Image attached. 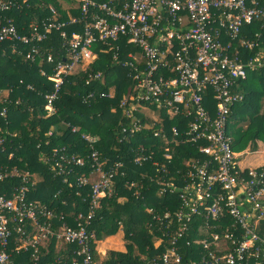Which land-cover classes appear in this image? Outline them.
Returning a JSON list of instances; mask_svg holds the SVG:
<instances>
[{"label":"built area","instance_id":"1","mask_svg":"<svg viewBox=\"0 0 264 264\" xmlns=\"http://www.w3.org/2000/svg\"><path fill=\"white\" fill-rule=\"evenodd\" d=\"M26 1L0 0V12L19 8ZM74 1L73 8L81 10L79 16L65 21L57 8L49 5L53 18L41 28L33 22L25 34L20 33L12 19L0 18V43H9L21 53V47L33 45L35 41L42 43L52 30L68 37L67 27L85 23L82 35L78 31L72 33L66 59L54 65L50 75L42 71L43 76L54 83V90L45 95L46 116L56 111L54 103L66 79L86 72L98 59L100 44L113 47L114 42L125 37L128 44H135L138 52L130 51L126 59L120 61L137 82L136 93L131 92L121 101L123 114L136 119L137 113L145 111L157 121L163 113L177 119L170 130L164 123H154L150 130L156 138L168 142L162 151L168 164L175 160L176 148L182 144L192 145L196 154L186 161L187 170L180 179L182 185L177 186L176 181L166 178L157 180L161 195L178 193L183 202L182 209L156 218L165 220L166 223H160L167 224L170 232V243L160 262L264 264V166H241L240 156L228 135L232 108L244 100V95L237 92L239 82L245 80L250 71L264 68V54L246 60L241 54L242 48L254 50L259 45L241 34L246 25L264 23V0ZM226 36L230 40L225 41ZM118 50L114 54L115 61L119 58ZM24 58L31 63L39 60L54 64L53 56L45 59L36 46H32ZM101 77V73L92 74L87 84ZM12 92L10 88L0 87V145L7 136H16L10 131V113L13 104L18 106L21 101L13 102ZM143 128L134 123L123 132L134 133ZM52 135V131L48 132V136ZM65 150H54V157L59 155L54 168H60V175L75 174V183L88 189V211H81L74 218L84 220L85 225L80 222V229L64 226L55 233L49 221L59 216L46 205L27 201V185L12 197L0 193V264H22L14 256L29 249H34L36 264L38 247L53 235L78 248L73 253L74 259L66 264H98L92 248L96 236L89 233L88 227L102 200L114 194L117 177L125 175L124 164L116 163L105 170L104 163L93 154L94 171L90 175L77 174L65 164L85 166L86 163L75 155L64 154ZM148 158L143 153L136 157L135 163L142 165ZM154 165L157 174H169L160 161H155ZM15 176L22 177L25 183L31 176L36 179L35 175H22L15 169L0 173V180ZM64 181L73 185L68 177ZM135 185L134 182L131 187ZM204 218L213 223L210 229L220 228L221 231L202 240L200 254L185 258L180 242L193 233L196 221ZM188 244L191 246L190 241Z\"/></svg>","mask_w":264,"mask_h":264},{"label":"trees","instance_id":"2","mask_svg":"<svg viewBox=\"0 0 264 264\" xmlns=\"http://www.w3.org/2000/svg\"><path fill=\"white\" fill-rule=\"evenodd\" d=\"M56 2L58 0H27L19 8L0 12V18L12 19L20 33L25 34L33 22L41 28L44 22L48 23L53 18V12L48 8L50 4L58 9L65 21L81 13L78 9L65 13ZM80 28L81 25L67 27L68 37H62L61 31L52 30L42 43L35 41L33 45L21 47L22 53L14 50L9 43H0V87L12 89L10 99L13 102L21 101L18 106L13 104L10 113L13 120L10 130L20 133L7 136L0 145V173L17 169L18 173H29L37 179L31 176L27 183L19 176L0 180V193L12 197L14 192L27 185V201L46 205L59 216L49 221L55 233L64 226L80 229L79 223L85 225V221H76L74 218L79 212L88 211V189L75 183V174H59L60 168H54L59 155L54 157V150L65 148L64 154L84 159L85 166L65 164L77 174L90 175L94 171L93 154L104 163L105 170L116 163H123L125 175L117 177L114 194L102 200L101 207L88 227L89 233L93 232L96 236L92 244L95 260L98 264H162L163 253L170 243V232L166 228L167 224L160 223H166L165 220L156 218L164 216L166 212L182 209L183 202L178 193L161 195L157 180L166 178L167 181H176L177 186L182 185L180 179L187 170L186 161L196 157L194 147L178 146L175 160L168 164L162 156L168 142L156 138L150 130L154 123H164L170 130L176 125L177 119H170L163 113L161 120L157 121L145 111L137 113L136 119L123 114L121 101L131 92L136 93L137 82L120 61L126 59L130 51L138 52L135 44H128L125 37L114 42L113 47L100 44L98 59L86 72L81 71L66 79L54 103L56 111L45 117V95L54 90V83L43 76L42 71L50 75L54 65L66 59L72 32L74 29L80 31ZM241 37L259 43L254 50L247 47L241 49L243 60L259 53L264 54V23L254 22L244 26ZM228 40L226 36L225 41ZM32 46L40 48L45 59L52 55L54 64L49 65L46 61L40 63L39 60L34 63L26 61L24 55ZM117 50L119 58L115 61ZM98 73L102 77L87 84L89 76ZM237 92L244 95V100L232 108L228 135L236 151L256 153L264 146L260 143V140L264 141V68L250 71L247 78L239 82ZM134 123L144 128L134 133L123 132L124 128L129 129ZM50 131L53 132L52 136H48ZM143 153L149 156L148 160L142 165L136 164V157ZM155 161L166 166L169 174H157ZM66 177L73 185L65 183ZM134 182L136 185L131 187ZM150 209L153 210L151 213ZM227 222L230 223V219ZM211 225L213 223L207 219H199L193 233L181 240V252L185 258L200 254L202 240L209 234L221 231L220 228L210 229ZM121 232L122 239L127 243L125 252L110 250L102 258V242ZM50 237L38 247L39 260L36 264L70 263L77 246L59 241L54 235ZM33 253L34 249L22 250L14 258L22 264H35Z\"/></svg>","mask_w":264,"mask_h":264},{"label":"rangeland","instance_id":"3","mask_svg":"<svg viewBox=\"0 0 264 264\" xmlns=\"http://www.w3.org/2000/svg\"><path fill=\"white\" fill-rule=\"evenodd\" d=\"M72 0H58V2H56L58 5L61 4V9L63 10V12H68L70 11L68 8H66V6L63 4L66 3V4H70ZM260 143L263 145L264 144V141L263 140H260ZM261 150H263V152H257V153H248V154H245L247 155L245 157L242 156L243 158L240 159V165L241 166H250L252 168H258V167H262L264 166V149L262 148ZM112 239L109 243H107V241L109 239H105L103 242H102V245L104 246V249L100 250V254L102 256V258H104L107 254L108 251L110 250H116V251H122V252H125L122 248L125 246V242L123 241L122 239V232L117 234L116 236H114L113 238H110Z\"/></svg>","mask_w":264,"mask_h":264},{"label":"crops","instance_id":"4","mask_svg":"<svg viewBox=\"0 0 264 264\" xmlns=\"http://www.w3.org/2000/svg\"><path fill=\"white\" fill-rule=\"evenodd\" d=\"M74 1V0H73ZM63 4L66 6V8H68L69 10H71V9H74L73 8V5L75 4V3H70V4H66V3H64L63 2ZM50 5H52V4H50ZM61 5V4H60ZM54 6V5H53ZM58 10V9H57ZM79 10V9H78ZM81 11V10H80ZM81 25V28L79 29L80 31H78V32H80V34L82 35L83 33H84V27H85V23H82V24H80ZM74 31H77V30H75L74 29ZM73 31V32H74ZM72 32V33H73ZM71 40H72V37H71ZM70 40V41H71ZM44 54V53H43ZM98 54H99V50H98ZM45 117H46V115H45ZM10 122H11V125L13 124L12 122H13V120L10 118ZM10 125V126H11ZM11 131V130H10ZM11 133H13L14 135H18L20 132H15V131H11ZM264 149V146H262V147H260L259 149H258V151L257 152H263V150H261V149ZM236 151V150H235ZM248 152V151H247ZM247 152H245V151H240V152H238V151H236V153L237 154H239V156H240V158L239 159H242L243 157L242 156H244L245 154H248ZM256 152V153H257ZM247 155H245V157H246ZM243 167H250V166H243ZM116 236V235H115ZM114 236H111V237H109L108 239H110V238H113ZM123 241H124V239H123ZM125 242V241H124ZM127 243L125 242V245H126ZM124 251L126 250V248H125V246L122 248Z\"/></svg>","mask_w":264,"mask_h":264}]
</instances>
